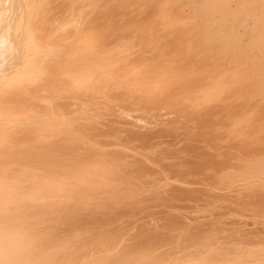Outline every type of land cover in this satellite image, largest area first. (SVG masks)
Here are the masks:
<instances>
[{"label":"bare ground","instance_id":"obj_1","mask_svg":"<svg viewBox=\"0 0 264 264\" xmlns=\"http://www.w3.org/2000/svg\"><path fill=\"white\" fill-rule=\"evenodd\" d=\"M0 264H264V0H0Z\"/></svg>","mask_w":264,"mask_h":264}]
</instances>
